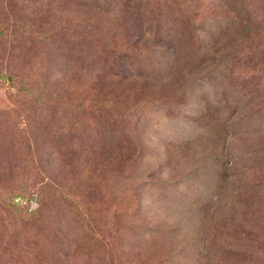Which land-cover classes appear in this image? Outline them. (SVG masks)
I'll list each match as a JSON object with an SVG mask.
<instances>
[{"label":"rangeland","instance_id":"1","mask_svg":"<svg viewBox=\"0 0 264 264\" xmlns=\"http://www.w3.org/2000/svg\"><path fill=\"white\" fill-rule=\"evenodd\" d=\"M0 264H264V0H0Z\"/></svg>","mask_w":264,"mask_h":264}]
</instances>
